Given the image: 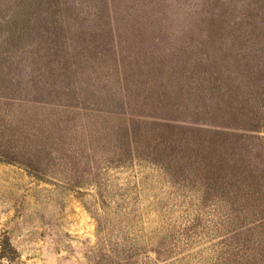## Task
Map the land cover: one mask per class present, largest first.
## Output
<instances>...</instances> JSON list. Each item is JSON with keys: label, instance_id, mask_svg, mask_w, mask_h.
Masks as SVG:
<instances>
[{"label": "rangeland", "instance_id": "rangeland-1", "mask_svg": "<svg viewBox=\"0 0 264 264\" xmlns=\"http://www.w3.org/2000/svg\"><path fill=\"white\" fill-rule=\"evenodd\" d=\"M23 5L36 13V26L19 37ZM138 6L139 0H0V75L13 85L0 81V96L31 99L34 85L43 91L31 62L37 46L47 48L52 37L82 39L87 56V44L98 41L102 53L94 70L102 72L117 40L133 39L147 50L155 38L165 43L185 20L169 10L159 13V21L138 16L132 22L127 13ZM77 28L80 33L71 35ZM231 123L232 161H219L199 144L215 134L208 129L197 131L201 154L192 152L184 165L26 148L8 127L0 129V264H264V116ZM190 135L183 137L188 146ZM196 154L208 165L196 164Z\"/></svg>", "mask_w": 264, "mask_h": 264}, {"label": "trees", "instance_id": "trees-1", "mask_svg": "<svg viewBox=\"0 0 264 264\" xmlns=\"http://www.w3.org/2000/svg\"><path fill=\"white\" fill-rule=\"evenodd\" d=\"M139 1L142 6L127 13L132 22L138 16L145 21L156 16L159 21V13L169 10L182 13L185 20L165 43L155 38L147 50H140L133 39L117 40L102 72L94 70L102 53L98 41L87 44L92 51L87 56L80 50L82 39L69 43L48 38L47 48L37 46L31 62L43 91L34 85L31 99L19 100L2 93L0 129L8 127L10 138H18L26 148L102 151L111 162L142 159L165 165L190 163L192 152L201 154L197 131L210 129L215 134L199 144L219 161L226 160L236 142L231 122L264 116V0ZM22 8L19 37L26 30L31 34L36 26L31 24L36 13L26 5ZM79 33L77 28L71 35ZM172 40L170 53H164ZM39 59L42 66L36 64ZM41 71L54 82L51 87L45 85ZM0 81L12 89L6 85L9 79L0 75ZM189 133L190 146L183 141ZM194 156L196 164L208 165ZM213 165H219L217 160Z\"/></svg>", "mask_w": 264, "mask_h": 264}]
</instances>
